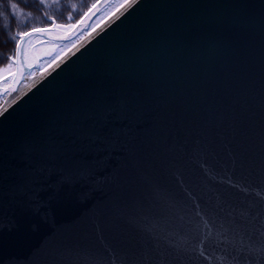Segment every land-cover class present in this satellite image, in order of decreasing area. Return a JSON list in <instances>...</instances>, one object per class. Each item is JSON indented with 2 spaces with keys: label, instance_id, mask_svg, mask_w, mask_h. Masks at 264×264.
Listing matches in <instances>:
<instances>
[{
  "label": "water",
  "instance_id": "obj_1",
  "mask_svg": "<svg viewBox=\"0 0 264 264\" xmlns=\"http://www.w3.org/2000/svg\"><path fill=\"white\" fill-rule=\"evenodd\" d=\"M110 1L0 80V264H264V0H130L20 91Z\"/></svg>",
  "mask_w": 264,
  "mask_h": 264
},
{
  "label": "trees",
  "instance_id": "obj_2",
  "mask_svg": "<svg viewBox=\"0 0 264 264\" xmlns=\"http://www.w3.org/2000/svg\"><path fill=\"white\" fill-rule=\"evenodd\" d=\"M100 0H0V68L9 65L20 35L76 25Z\"/></svg>",
  "mask_w": 264,
  "mask_h": 264
},
{
  "label": "rangeland",
  "instance_id": "obj_3",
  "mask_svg": "<svg viewBox=\"0 0 264 264\" xmlns=\"http://www.w3.org/2000/svg\"><path fill=\"white\" fill-rule=\"evenodd\" d=\"M130 0H112L107 7L96 17V19L85 29L83 33H81L77 38L68 42V43H41L40 38H36L32 40L27 47V50L32 54V56H36L39 59L40 67L38 70H35L30 77L35 76L37 71L44 72L52 65H54L58 60H60L63 56H65L80 40L85 38L87 35H90L94 30H96L99 26H101L104 22H106L112 15H114L120 8H122L127 2ZM73 26H68L66 28L63 27H55L54 31L57 34H64L71 30ZM23 34V33H22ZM20 34V35H22ZM18 35V36H20ZM17 37V35H16ZM18 43V42H17ZM35 46L34 51L31 48ZM15 51L9 60V65L0 68V80L8 75L14 73V61H15Z\"/></svg>",
  "mask_w": 264,
  "mask_h": 264
},
{
  "label": "bare ground",
  "instance_id": "obj_4",
  "mask_svg": "<svg viewBox=\"0 0 264 264\" xmlns=\"http://www.w3.org/2000/svg\"><path fill=\"white\" fill-rule=\"evenodd\" d=\"M123 9V8H122ZM121 9V10H122ZM120 10V11H121ZM120 11H118L117 13H119ZM116 13V14H117ZM113 16H115V14L113 15ZM93 34V33H92ZM91 35V34H90ZM90 35H87L85 38H83L82 40H80L79 42H78V44H76L73 48L75 49V48H77L80 44H82L83 42H85L88 38H89V36ZM64 57V56H63ZM62 57V58H63ZM61 58V59H62ZM60 59V60H61ZM59 61V60H58ZM57 61V62H58ZM56 62V63H57ZM55 63V64H56ZM47 71V70H46ZM46 71H44V72H39V73H37L35 76H33V77H27V79H26V81H25V83L23 84V86L21 87V90L20 91H23V90H25V89H27L29 86H31L33 83H35L40 77H42L45 73H46ZM16 96V95H15ZM15 96H7V97H4V98H2L1 100H0V111H2L12 100H14V98H15Z\"/></svg>",
  "mask_w": 264,
  "mask_h": 264
},
{
  "label": "snow or ice",
  "instance_id": "obj_5",
  "mask_svg": "<svg viewBox=\"0 0 264 264\" xmlns=\"http://www.w3.org/2000/svg\"><path fill=\"white\" fill-rule=\"evenodd\" d=\"M33 31H47V29H34ZM24 35H31V33H24Z\"/></svg>",
  "mask_w": 264,
  "mask_h": 264
}]
</instances>
